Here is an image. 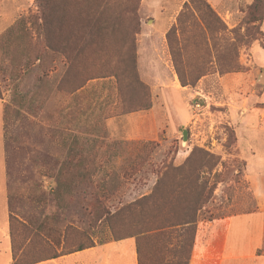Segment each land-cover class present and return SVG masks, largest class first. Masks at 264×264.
<instances>
[{
    "label": "rangeland",
    "instance_id": "rangeland-1",
    "mask_svg": "<svg viewBox=\"0 0 264 264\" xmlns=\"http://www.w3.org/2000/svg\"><path fill=\"white\" fill-rule=\"evenodd\" d=\"M202 1L170 38L185 81L203 74L183 87L167 34L187 0H0L6 204L54 226L27 259L134 238L142 264H186L198 226L255 209L264 87L248 61L263 33L248 6Z\"/></svg>",
    "mask_w": 264,
    "mask_h": 264
},
{
    "label": "crops",
    "instance_id": "crops-1",
    "mask_svg": "<svg viewBox=\"0 0 264 264\" xmlns=\"http://www.w3.org/2000/svg\"><path fill=\"white\" fill-rule=\"evenodd\" d=\"M207 1L210 2L209 4L221 5V7L236 1L246 6L253 2V0ZM160 17L157 18L160 20L162 19ZM161 26L156 24L153 28L154 30L157 28L158 33L163 34L166 32L164 31L166 24ZM160 27L161 29H159ZM261 31L263 47L257 41L251 45L248 66H250V75L257 77L258 81L255 80L257 84L264 87V21L261 24ZM150 41L151 39L149 43ZM150 48H152L151 45L144 48L145 54H150ZM160 53L163 55L164 50L160 49ZM152 57L157 60L160 55L154 51ZM151 67L153 66L151 65ZM2 130L3 124L0 120V136H2ZM252 194L253 200L256 202L253 211L220 219L208 223L205 227L198 226L187 264H264V179L258 180L257 185H253ZM22 219L28 221L30 217ZM52 219L54 218L51 217ZM53 231L54 226L47 229L46 233L44 232L47 244H53L55 241ZM0 264H13L9 212L5 198V176L2 166L0 167ZM37 264H138L137 242L134 238H127L95 243L92 247L82 251Z\"/></svg>",
    "mask_w": 264,
    "mask_h": 264
},
{
    "label": "trees",
    "instance_id": "trees-1",
    "mask_svg": "<svg viewBox=\"0 0 264 264\" xmlns=\"http://www.w3.org/2000/svg\"><path fill=\"white\" fill-rule=\"evenodd\" d=\"M204 6H205V4L202 0H187V3H185L183 5L182 13L178 17L179 19L177 20V27L172 28L167 34V42H168V45H169V48L171 51L172 61H173L176 73L178 74L180 83L183 87H185L187 85H194L203 76V74L196 76L190 82L185 81L184 77L182 76V74L178 70L177 62L175 59V51L171 46L170 38H174L173 34L176 33L177 30H179L178 24H180V18L182 16L183 17L185 16V18L187 17L186 19H191L192 25L195 27V24L193 23L194 21L191 18L193 15L191 10L194 8L196 11H199L200 8H202ZM247 9L251 11L250 14H251V20L252 21L249 19L250 23L252 25L254 23H258L259 28H260L261 24L264 21V0H253L252 4L249 5ZM238 41L240 42L239 39H238ZM260 45H262V44H260ZM228 46L233 48V46H235V44H229ZM236 70H238V65H237L234 58L230 59L228 62H226L225 64H223L221 66V73L236 71ZM205 156H206V154H205ZM58 176H59V174H58ZM57 178H59V177H57ZM56 185H58V184H56ZM56 189L57 190L55 193L56 194L58 193L57 196L60 197L61 193L58 190V186ZM58 203H59V205H61L62 202H60V200H59ZM254 203L256 206L255 200H254ZM63 223H65V221ZM179 225H184V226L185 225H191L192 226V222L187 221V222H184V223L179 224ZM191 226H188V227L190 228ZM41 230H42V226L40 224L35 227L34 222H32L30 220H28L24 223V222L18 220L12 214L9 216V232H10V238H11V254H12V258H13V264H37L40 262L47 261L49 259H55V258L60 257V256L68 255V254L78 252V251H82L84 249H87V248H90L93 246L92 244H89L86 246L78 245L76 248L71 249V250L66 251V252L61 251L60 253H54L51 255H47L45 253V255L40 257L39 259L29 260L26 258V252L28 250L29 243H31L32 241H34V240L39 241L40 242L39 244L42 246V248L47 250V239L44 236V232L43 233L40 232ZM71 231H77V230H75L73 228V225H70V223L66 224L64 226L65 236H66L67 232H71ZM20 235H21L22 239L23 238L24 239L22 240L21 246L20 245L18 246L17 244H15V242H16L17 237ZM23 243H25V244H23ZM138 246L139 245L137 243L138 264H142L141 254H140V250H139Z\"/></svg>",
    "mask_w": 264,
    "mask_h": 264
},
{
    "label": "water",
    "instance_id": "water-1",
    "mask_svg": "<svg viewBox=\"0 0 264 264\" xmlns=\"http://www.w3.org/2000/svg\"><path fill=\"white\" fill-rule=\"evenodd\" d=\"M182 138H183V142L186 141V139H187V131L186 130L183 131Z\"/></svg>",
    "mask_w": 264,
    "mask_h": 264
}]
</instances>
